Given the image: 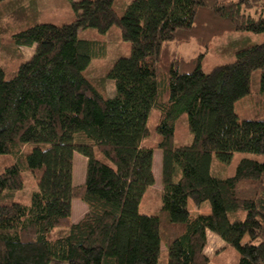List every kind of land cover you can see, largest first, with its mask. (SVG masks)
Masks as SVG:
<instances>
[{"label": "trees", "instance_id": "1", "mask_svg": "<svg viewBox=\"0 0 264 264\" xmlns=\"http://www.w3.org/2000/svg\"><path fill=\"white\" fill-rule=\"evenodd\" d=\"M71 4L72 22H42L6 38L35 51L11 79L0 65V154L13 159L0 173V264H158L161 244L166 264H209L207 231L236 249V264H264V161L241 157L229 177L211 173L214 155L228 163L234 152L264 154V106L234 109L258 69L264 98V42L208 72L201 66L226 32L264 34V4L131 0L121 16L113 0ZM113 25L131 51L107 69L116 92L108 97L83 72L105 54L104 44L78 30L105 33ZM192 41L195 56L163 61V46ZM157 66L166 70L160 78ZM152 109L160 113L159 140L147 144ZM182 112L193 138L177 146ZM154 149L162 150L163 189L159 208L147 214L139 209L154 183ZM75 151L88 161L82 185L72 184ZM26 171L38 187L27 205L13 198ZM73 198L88 206L77 223ZM187 199L196 207L209 201L210 213L191 215Z\"/></svg>", "mask_w": 264, "mask_h": 264}, {"label": "rangeland", "instance_id": "2", "mask_svg": "<svg viewBox=\"0 0 264 264\" xmlns=\"http://www.w3.org/2000/svg\"><path fill=\"white\" fill-rule=\"evenodd\" d=\"M258 2L264 4V0H258ZM130 3L131 0H113V8L115 12L121 16ZM75 16L71 0H0V65L3 69L5 79H11L21 62L29 60L35 51L33 47L30 48L22 45L17 46L14 43L8 42L6 38L9 37V35L42 22H50L57 25L70 23L75 19ZM253 16L256 18L257 14H253ZM78 36L90 39L97 43L102 42L104 44L105 54L100 58H91L88 66L83 72L99 90L106 92L108 97H113L116 93L115 81L107 77V69L111 66L112 62L118 58L130 54V43L121 39L119 28L116 25L111 26L105 33L98 32L93 27L81 28L78 30ZM262 42H264V34L261 33L255 34L246 30L226 32L212 41V44L203 55L201 66L205 72H208L216 64H224L225 62L235 60V58H237L236 52L238 50L254 45L260 47ZM198 51V45L193 41L187 44L170 43L163 46L161 56L163 61H168L171 57L187 58L195 56ZM157 68L159 78L166 74L164 67L157 66ZM261 71V69H258L251 73L250 93L234 102V109L237 113L239 112L242 114L251 109L260 111L261 107L264 106V98L261 95L259 86ZM159 116L160 113L157 109H152L150 111L147 121L150 135L146 141L147 144H154L159 140V137L155 132ZM260 116H264V111ZM174 123V144L177 146L189 144L193 138V134H191L188 129L186 114L182 112ZM30 148L31 144H27L25 146V152ZM232 155L233 156L228 163L219 161L214 155L211 161L212 175L217 177H229V175L235 172L236 164L241 157L254 158L261 162L264 161L263 153L250 154L239 151L234 152ZM12 162L13 159L10 154H0V173L5 167L12 164ZM155 165L156 174H158L162 169H160L161 167L159 168L157 163ZM79 170L80 167L77 166L76 171ZM23 175V188L16 191L13 198L15 201L17 200L27 205L31 200V194L35 192L38 187L36 186L33 175H31L29 171L24 172ZM160 186V183H156L155 189H151L152 191H150L151 195L149 202H152L155 205H159L157 199L158 191L156 189ZM146 205L147 201H141L139 210L141 212H147V214H152L151 211H147ZM210 245L215 247L212 242H210L209 246ZM214 257L215 262H218V264H236L238 260L236 249L233 246L223 248L219 255ZM165 262V253H162L159 256V263L165 264ZM52 264L56 263L52 262ZM59 264L66 263L61 262Z\"/></svg>", "mask_w": 264, "mask_h": 264}, {"label": "crops", "instance_id": "3", "mask_svg": "<svg viewBox=\"0 0 264 264\" xmlns=\"http://www.w3.org/2000/svg\"><path fill=\"white\" fill-rule=\"evenodd\" d=\"M32 47H30V48H32ZM147 139L144 140L145 143H146ZM152 158H153V162H152V168L151 169L153 171L154 183L151 186V189H155L156 183H160L161 186L159 188H157L156 190L158 192H161L163 189V183L161 180L162 170L158 174H156V169H155L156 165L155 164L157 163V165H159V168L161 167L162 150L161 149L160 150L154 149ZM73 161L74 162H73V167H72V173H73L72 174V184L73 185H82L84 180H85V176H86L85 171H86V166H87L88 161L84 155H81L80 153H78L76 151L73 153ZM77 166L80 167L79 171H76ZM151 189L146 191L147 197H145L144 200H142V201H145V202L147 201V205H146L147 211H151L152 213H155L157 211V209L159 208V205H155L154 203L149 202L150 195H151L150 191H152ZM186 202H187V210L193 216L210 213L209 201L208 202L205 201L197 207L194 205L193 201H191L190 199H187ZM87 211H88V206H86L85 203H83L81 200L76 199V198L72 199V201H71V215H70L72 223L73 222L74 223L79 222L83 218L84 214ZM144 213H147V212H144ZM206 235H207V244H206L207 247L205 249V252H206L207 256L210 258L209 264H218V262H215L214 256L219 255L220 251L223 248H225L224 241L221 237H219L218 235L214 234L211 231H207ZM244 240H245V238H244ZM210 242H212V244H214L215 247H212L211 245H210L211 246L210 247L209 246ZM209 247H210V249H209ZM160 248H161V254L162 253L166 254L165 245L161 244ZM158 264H160V263L158 262ZM165 264H166V262H165Z\"/></svg>", "mask_w": 264, "mask_h": 264}]
</instances>
